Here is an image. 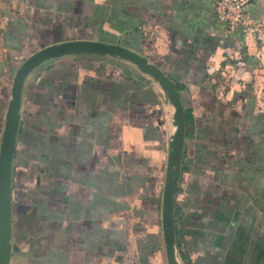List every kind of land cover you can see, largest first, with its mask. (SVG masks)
Returning <instances> with one entry per match:
<instances>
[{"label": "crops", "instance_id": "obj_1", "mask_svg": "<svg viewBox=\"0 0 264 264\" xmlns=\"http://www.w3.org/2000/svg\"><path fill=\"white\" fill-rule=\"evenodd\" d=\"M216 1L0 0V148L14 74L33 54L74 41L138 53L193 116L174 198V263L264 264V46L230 31ZM247 9L264 26V0ZM173 112L159 85L118 57L71 54L31 71L9 264H169Z\"/></svg>", "mask_w": 264, "mask_h": 264}, {"label": "water", "instance_id": "obj_2", "mask_svg": "<svg viewBox=\"0 0 264 264\" xmlns=\"http://www.w3.org/2000/svg\"><path fill=\"white\" fill-rule=\"evenodd\" d=\"M71 54L108 55L139 67L149 75L162 89L168 103L174 109L173 122L176 128L175 139L170 147L167 184L164 191L163 233L169 264L174 263V247L176 245L175 197L178 193L182 173L184 149L186 143L187 123L186 110L181 96L173 81L164 75L154 64L140 54L117 44H106L91 41H74L53 45L41 49L25 60L16 70L11 85L7 112L0 148V264H9L11 256V191L15 157V148L19 130V114L22 92L29 73L39 65L52 59Z\"/></svg>", "mask_w": 264, "mask_h": 264}, {"label": "built area", "instance_id": "obj_3", "mask_svg": "<svg viewBox=\"0 0 264 264\" xmlns=\"http://www.w3.org/2000/svg\"><path fill=\"white\" fill-rule=\"evenodd\" d=\"M215 14L230 31L242 30L244 34L264 46V26L256 23L247 9V0H217Z\"/></svg>", "mask_w": 264, "mask_h": 264}, {"label": "trees", "instance_id": "obj_4", "mask_svg": "<svg viewBox=\"0 0 264 264\" xmlns=\"http://www.w3.org/2000/svg\"><path fill=\"white\" fill-rule=\"evenodd\" d=\"M185 115H186V123H187V126L192 125L193 124V116H192L191 112L190 111H186ZM179 247H181V246L179 245ZM182 256H183V259L186 260V256L184 255L183 252H182Z\"/></svg>", "mask_w": 264, "mask_h": 264}]
</instances>
